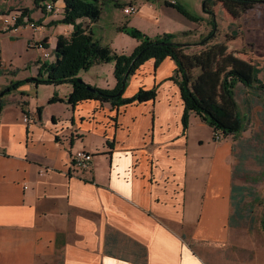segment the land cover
<instances>
[{
  "label": "crops",
  "instance_id": "0c3cea01",
  "mask_svg": "<svg viewBox=\"0 0 264 264\" xmlns=\"http://www.w3.org/2000/svg\"><path fill=\"white\" fill-rule=\"evenodd\" d=\"M124 1L121 23L143 15L173 32L161 25V10L172 8L182 17L169 4L181 0ZM54 3L48 11L35 0L0 1V25L8 9H28L17 29L0 31V92L39 76L59 37L71 36L72 24L54 23L63 17L64 1ZM131 3L138 13H125ZM114 6L108 2L101 18ZM31 21L42 27L32 28ZM99 24L84 20L101 41ZM192 26L181 30L193 32ZM136 45L121 49L132 52ZM176 67L171 57L158 66L148 59L130 76L124 96L157 86L156 98L119 107L94 99L70 104V82L27 81L2 97L0 264H264V235L260 240L238 227L234 135L216 143L214 128L193 111L184 130L185 103L171 78ZM79 76L100 88L117 84L114 63L95 64ZM53 97L59 100L51 102ZM26 113L35 117L30 124ZM78 149L94 153L89 168H74Z\"/></svg>",
  "mask_w": 264,
  "mask_h": 264
},
{
  "label": "trees",
  "instance_id": "16d2710c",
  "mask_svg": "<svg viewBox=\"0 0 264 264\" xmlns=\"http://www.w3.org/2000/svg\"><path fill=\"white\" fill-rule=\"evenodd\" d=\"M38 5L47 0H35ZM57 1V0H52ZM65 3L63 17L54 23L72 24L73 31L69 38L60 36L54 61H43L40 65L39 76L29 77L12 82L0 95V109L4 105L2 97L27 81L37 84H61L70 82L73 89L68 96L72 105L82 100L94 99L110 102L113 106L143 102L155 99L157 86L151 89L140 88L133 96L125 97L124 93L129 78L148 59L155 58L156 65L166 57H171L176 63L174 75L171 77L181 88L185 103L183 125L186 131L189 126L191 111L196 112L214 128V134L223 138L227 135H237L245 129V115L237 102L238 86L242 85L254 92L253 96L260 98L264 94V80L259 77L258 65L238 59L235 51H229L228 45L222 41H215L218 37V22L215 7L222 2L229 13L240 16L252 8H256L264 0H203V11L210 16L209 34L198 41H181L175 33H163L150 36L140 29L127 24L121 25L119 30L127 32L140 40V44L131 54L119 53L110 45L103 44L84 26V20L97 22L102 14L103 4L107 0H63ZM116 6H122L117 1ZM168 2V1H167ZM169 3V2H168ZM182 14L194 22L205 20L202 15H195L181 3H169ZM45 8V6H42ZM28 12L24 9L23 14ZM22 14V15H23ZM21 22V19H20ZM191 31L183 34L190 35ZM42 44L46 46L43 41ZM202 46L197 51L190 49ZM114 62L117 84L114 88H100L85 82L79 73L89 70L98 63ZM0 92V93H1ZM59 100L53 97L51 102ZM42 113V107H38ZM264 225V224H263Z\"/></svg>",
  "mask_w": 264,
  "mask_h": 264
},
{
  "label": "rangeland",
  "instance_id": "374dc122",
  "mask_svg": "<svg viewBox=\"0 0 264 264\" xmlns=\"http://www.w3.org/2000/svg\"><path fill=\"white\" fill-rule=\"evenodd\" d=\"M119 1L122 2V0ZM154 1L156 3L160 2V0ZM181 2L190 12L204 16L205 20L194 22L175 8V11L182 16L176 17L172 13L174 11L172 8H164L161 10L163 13L161 25L168 27V29L175 28L172 31L177 35V39L181 41H198L199 38L208 35L212 27L208 23L210 16L203 11V3L201 1L199 3L198 0H181ZM45 3L46 1L42 2V6ZM107 3L108 0L105 5ZM120 4L123 6L125 1L123 0V3ZM134 4L138 6V4ZM105 5L103 4V7ZM122 6L115 5L112 9H107L109 13L111 11V16L100 17L98 21L102 27L101 36L96 33L103 44L110 45L117 52L131 54L136 48L129 52L126 49L122 51L121 47H131L134 40L137 41L136 47L140 44L139 39L119 30L121 25L127 24L136 27L150 36H156L152 33L159 30H161L159 32H162L160 34L173 33L170 31L163 32V27H158L146 21L143 15L129 16L127 17L129 20L121 23L123 8L120 7ZM156 6L160 7L159 4ZM224 7L222 2H219L215 7L218 22V37L215 38V41L226 43L229 51L236 52L235 55L238 59L258 65L261 69L259 77L264 80V2L259 3L256 8L244 12L239 19L234 18ZM191 23L193 25L192 34H183L181 28L190 26ZM229 35L235 37L234 40H231L232 38L226 40ZM201 48L202 46H197L190 50L197 49L199 51ZM54 59L55 55L50 58V62ZM105 72L107 71L105 70ZM238 88L237 102L240 110L246 114L245 129L236 136L234 135L231 140L233 144L231 153L232 181L235 186L234 194L239 202L241 217L238 227L243 233L257 234L259 239L262 240L264 235V94L260 98H256L253 96L254 92L252 90L242 85ZM214 139L217 143L221 142L223 138H217L214 134Z\"/></svg>",
  "mask_w": 264,
  "mask_h": 264
},
{
  "label": "built area",
  "instance_id": "2783aa9c",
  "mask_svg": "<svg viewBox=\"0 0 264 264\" xmlns=\"http://www.w3.org/2000/svg\"><path fill=\"white\" fill-rule=\"evenodd\" d=\"M1 1V0H0ZM176 2V1H175ZM172 1L171 3H175ZM45 9L48 11H54L55 10V3L54 1H47L45 4ZM139 10V7L133 3L129 4L124 8V11L127 14H133L136 13ZM9 12H6L5 14L2 15L1 17V25H0V31L1 30H6L8 28H14L17 29L20 25V19H21V14L18 11H12L11 9H8ZM29 25L32 28L38 29L41 28L42 26L36 22V21H31L29 22ZM41 48H44V45L40 44ZM50 56V53L48 51H45L44 57L48 58ZM35 117L33 114L26 113L24 115V121L26 123H32L34 121ZM217 138H222L220 134H216ZM94 157V153L92 151H88L86 149H78L74 151L72 155V164L75 169L78 170H83L87 169L90 167L92 160Z\"/></svg>",
  "mask_w": 264,
  "mask_h": 264
},
{
  "label": "water",
  "instance_id": "95a60500",
  "mask_svg": "<svg viewBox=\"0 0 264 264\" xmlns=\"http://www.w3.org/2000/svg\"><path fill=\"white\" fill-rule=\"evenodd\" d=\"M4 94V91L0 93V95H3Z\"/></svg>",
  "mask_w": 264,
  "mask_h": 264
}]
</instances>
